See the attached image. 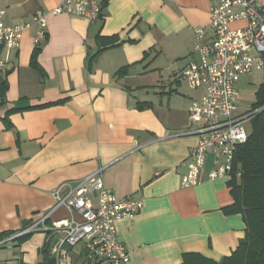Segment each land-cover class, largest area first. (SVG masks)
Wrapping results in <instances>:
<instances>
[{"label":"crops","instance_id":"0c3cea01","mask_svg":"<svg viewBox=\"0 0 264 264\" xmlns=\"http://www.w3.org/2000/svg\"><path fill=\"white\" fill-rule=\"evenodd\" d=\"M61 1L0 0L8 24L32 23L20 46L5 51L0 76V233H15L51 209L61 183L103 169L120 198L143 201L135 218L116 225L128 264H182L189 252L216 261L231 255L246 224L241 213L224 210L234 202L230 178L207 177L213 155L197 186L183 187L176 170L198 143L189 105L204 94L185 89L181 73L201 62L196 31L204 42L213 37L211 9L221 0H105L94 23L53 14ZM39 10L47 13L38 56L44 75L31 66ZM113 35L119 44L92 59L98 38ZM126 66L129 74L116 75ZM66 215L63 208L53 214ZM56 239L36 231L9 241L0 246V264H43V250ZM68 261L104 264L89 261L84 244L69 248Z\"/></svg>","mask_w":264,"mask_h":264},{"label":"built area","instance_id":"2783aa9c","mask_svg":"<svg viewBox=\"0 0 264 264\" xmlns=\"http://www.w3.org/2000/svg\"><path fill=\"white\" fill-rule=\"evenodd\" d=\"M105 0H62L53 14L76 15L88 23L99 19ZM6 10H0V76L6 70L5 51L20 46L31 22L8 24ZM245 20L244 27L232 28L231 23ZM213 37L204 42L197 30L194 50L201 62H192L182 73L191 88L203 89L200 99L189 105V119L199 135L198 143L189 150L188 158L177 164L183 187L199 185L205 174L208 155L214 156L213 167L207 172L211 180L231 178L237 148L248 139L246 122L257 110L241 115L235 109L243 97L239 83L246 75L264 70V0H221L211 9ZM37 25L35 42L46 38L47 13L39 10L32 16ZM186 166L183 171L182 167ZM99 169L75 181H65L52 190L54 206L33 217L21 230L0 240V245L36 231L50 232L57 239L50 250L56 264H70L69 248L84 244L89 261L104 264H128L130 252L119 238V221L135 218L143 207L141 199L120 198L109 187ZM236 175L241 176L238 170ZM63 208L68 215L54 218Z\"/></svg>","mask_w":264,"mask_h":264},{"label":"trees","instance_id":"16d2710c","mask_svg":"<svg viewBox=\"0 0 264 264\" xmlns=\"http://www.w3.org/2000/svg\"><path fill=\"white\" fill-rule=\"evenodd\" d=\"M98 42L99 51L92 59H95L102 50L119 44V38L117 35L100 36ZM41 50V45L35 47L31 55V66L44 75L38 62ZM130 71L131 66H126L121 68L116 75L129 74ZM6 87L7 84L3 85V90ZM255 96L256 101L251 109L261 110L250 118L251 128L248 139L237 148L234 160L235 173L229 180L234 202L230 206L224 207L227 213L243 215L246 224L245 237L240 240L238 247L231 255L225 256L219 261L205 257L200 253L189 252L184 253L182 264H264V80ZM238 170L241 171L239 177L236 175ZM11 234L13 232L0 233V240ZM29 235L18 237L15 240L24 239ZM49 254L50 249L47 247L43 250V264H56L55 259Z\"/></svg>","mask_w":264,"mask_h":264},{"label":"rangeland","instance_id":"374dc122","mask_svg":"<svg viewBox=\"0 0 264 264\" xmlns=\"http://www.w3.org/2000/svg\"><path fill=\"white\" fill-rule=\"evenodd\" d=\"M163 76L168 75V71H163ZM264 80V70L255 71L252 74L246 75L242 78L241 82L239 83V87L243 92V97L239 101L237 108L235 109L236 115H241L245 113L247 110H250L253 104L256 101V91L258 90L259 86ZM183 87L186 89H190V85L187 81H183ZM251 123L248 120L246 122V126L248 132H250Z\"/></svg>","mask_w":264,"mask_h":264}]
</instances>
